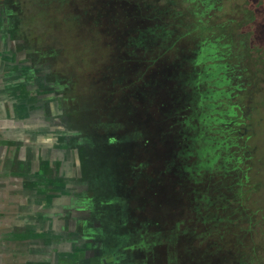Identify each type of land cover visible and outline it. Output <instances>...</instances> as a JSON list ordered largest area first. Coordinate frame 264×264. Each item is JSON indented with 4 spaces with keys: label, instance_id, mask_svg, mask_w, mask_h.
<instances>
[{
    "label": "rangeland",
    "instance_id": "1",
    "mask_svg": "<svg viewBox=\"0 0 264 264\" xmlns=\"http://www.w3.org/2000/svg\"><path fill=\"white\" fill-rule=\"evenodd\" d=\"M262 13L264 0H0V117H22L16 141L45 111L53 134L73 130L65 172L76 175L81 149L79 196L108 264H264ZM43 93L52 108L37 103ZM210 108H232L221 115L231 131L202 130ZM199 134L235 137L232 158L221 151L207 169L184 170L199 158ZM5 147L0 264H90L62 219L67 181L52 183L46 205L18 199L15 185L33 187V171L11 167Z\"/></svg>",
    "mask_w": 264,
    "mask_h": 264
},
{
    "label": "crops",
    "instance_id": "2",
    "mask_svg": "<svg viewBox=\"0 0 264 264\" xmlns=\"http://www.w3.org/2000/svg\"><path fill=\"white\" fill-rule=\"evenodd\" d=\"M45 115L40 118V127L34 126L32 128H28V136H20V140L18 141H16L14 135L20 133V130H18V128H20L22 125L21 123L24 122L22 117L19 115H14L13 118L0 117V145H6V149H4V151H8L5 160L9 159L10 161H13L11 167H19L25 165L27 168L31 167V171H33L30 179L34 186L29 187L27 185L28 181H25L24 178H21L20 181L24 180V182L21 184H16L15 187L19 185L16 187L18 189L14 190L12 194L14 196L17 195L18 199H21L22 196L25 195H31L33 203L35 202L36 205H46L47 199H52L53 187L55 185H52V183H58L56 181H66L68 178L70 179V176L65 171L68 167H70V165H74L70 164V157H68V153L66 152L69 148L67 147L68 139L63 140L65 132L61 133L60 137H57V133L53 134L52 132L53 126H42L43 124L47 125V123L49 122V119ZM37 128L42 131L41 134L44 136V138L40 133H38ZM59 143H62V145L65 147H61L60 150L58 149L59 151L53 152L54 145H57ZM12 144L14 145L12 146ZM9 145H11L13 149L24 148L25 150L32 151L33 157L32 162H30L31 164H26L23 161L14 160L15 157L13 152L10 150L11 148H8ZM30 147L32 149H29ZM81 154V149H76L77 163H81V161L83 163L84 161V154H82V156ZM6 172H12V174H10V181H16L14 180L16 168H9ZM60 188L63 189L62 184H60ZM3 191L2 194L4 197H9V195H11V193H9L8 191Z\"/></svg>",
    "mask_w": 264,
    "mask_h": 264
},
{
    "label": "flooded vegetation",
    "instance_id": "3",
    "mask_svg": "<svg viewBox=\"0 0 264 264\" xmlns=\"http://www.w3.org/2000/svg\"><path fill=\"white\" fill-rule=\"evenodd\" d=\"M35 98L37 99V103L39 105L43 106L44 104L48 103L49 106L51 105V108L53 107V103L51 101H46L45 93L38 94L35 96ZM49 110L51 112V109ZM52 113L54 112L52 111ZM45 114L48 115L47 111H45ZM45 114H43V116ZM62 118L63 116L62 117L60 116L58 120L62 121ZM68 121H69V116H66L65 123L68 124ZM61 129H63L65 132L64 137H68V136L72 137L74 134L72 132L73 130L68 129L65 125L59 126L57 130H61ZM64 132H56L57 133L56 136L60 137L61 133ZM82 165L83 163H81V165H78L76 167V175L74 177L66 180L67 181L66 189L69 191L68 193L69 197L63 196V202L65 203V206L68 207L69 213H67L64 210L62 212L63 215L62 219L70 225L69 228L70 230H72L71 231L72 237H74L72 238L73 239L72 242L77 245L78 244L80 245V247H78L77 253H82V252L84 253V256H80V258L79 256H77V258L79 259L88 258L89 262L87 263L90 264H108L107 259L105 257H100L101 254H99L101 247H103L101 241L99 240L100 241L99 242L98 239L95 238L96 234L92 232L89 228L91 225L89 224L88 217L90 216L92 209L88 207V200L85 198H80L79 196L80 193L85 192L88 188L84 180L85 170ZM98 225L99 224L97 222L94 223V226L96 228L98 227ZM41 233L46 234L48 233V231L43 229L41 230ZM84 243L90 244L91 248L86 246L85 248H83L82 245H84ZM93 246H96L97 251L96 248H92ZM75 251L76 250H74V252ZM52 258H54V256ZM59 260H62L61 264H73L75 262H78L76 260V257H73L72 259L60 258ZM83 263L85 264V262Z\"/></svg>",
    "mask_w": 264,
    "mask_h": 264
},
{
    "label": "trees",
    "instance_id": "4",
    "mask_svg": "<svg viewBox=\"0 0 264 264\" xmlns=\"http://www.w3.org/2000/svg\"><path fill=\"white\" fill-rule=\"evenodd\" d=\"M263 14V13H262ZM264 17V14H263ZM262 26H264V23L262 24ZM264 28V27H261ZM210 52H212V50H210ZM214 54V53H213ZM218 69V68H217ZM223 78H220V81ZM228 80H226L227 83ZM219 84L221 85V82H219ZM219 86V85H218ZM222 91L219 90L217 91V94ZM214 112H216V114L218 115H214ZM226 114H230V115H234L235 112L232 110V108L230 110L224 111L223 109L220 110H216L211 109L209 110L208 113H202L199 115L198 122L200 123V127L202 128V130H205L206 132L212 133V131H214V133L218 134V126L220 123L224 124V132H227L230 130V127H228V122H226L227 120H225L224 118H222L221 115H226ZM231 131V130H230ZM215 136H211V137H205L203 134H199L198 139H203L204 144L201 146V148H199L198 151L199 152V158L197 159V162L195 161L191 167L185 168L184 170L186 171H196L197 173L200 170H205L208 167H210L212 164H214V161L216 160V158L221 154V151H225L227 154V151L229 150L230 146L236 144L235 143V137L231 136L229 137H224L223 139L221 138H214ZM224 142V144H223ZM237 145V144H236ZM220 150V151H219ZM192 151L191 150H186L184 155L182 156H186L187 154H191L192 155ZM225 158L227 160H230L232 157L230 155H226ZM193 168V169H192Z\"/></svg>",
    "mask_w": 264,
    "mask_h": 264
}]
</instances>
